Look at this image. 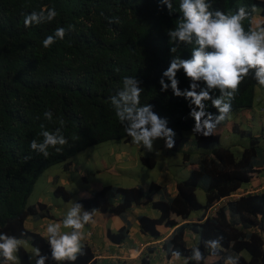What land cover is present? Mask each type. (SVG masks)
Instances as JSON below:
<instances>
[{
  "label": "trees",
  "instance_id": "obj_1",
  "mask_svg": "<svg viewBox=\"0 0 264 264\" xmlns=\"http://www.w3.org/2000/svg\"><path fill=\"white\" fill-rule=\"evenodd\" d=\"M209 2L213 9L225 12L246 6L251 12L250 20L244 21L246 30L252 28L255 8L264 17V0ZM179 3L180 0H172L170 15L160 0H0V233L38 247L42 255L49 257L45 264H56L50 258L49 242L39 232L26 228L24 222L29 216H51L50 209L42 202L27 205V199L38 176L50 166L63 162L67 168L69 158L87 147L109 140H129L109 99L121 89L125 76L140 81L141 106L152 105V111L166 118L167 126L178 135L190 130L197 148L214 147L209 153H200L194 162L184 152V162L195 167L185 179L176 182L173 196L163 185L152 181L147 186L103 185L75 202L85 210L95 209L124 220L125 225L119 229L107 230V237L114 243L127 237V214L134 205H149L159 211L158 217H137L140 231L155 239L160 237L159 225L174 227L178 224L175 217L187 219L193 211L200 210L202 215L197 221L178 225L162 243L167 258L179 251L185 264H195L188 257L191 249L198 246L205 259L215 257L208 264H225L229 255L239 257L238 264H264V192H248L221 202L250 182L256 171L255 160L263 148L258 145L260 138L250 137V131H246L249 144L236 156L230 147L220 143L218 133H193L195 120L189 115V100L174 95L171 87L161 91L160 79L172 57L188 59L194 47L170 43L167 31L182 16ZM42 8H54L56 18L50 23L25 27V16ZM113 18L118 22L110 23ZM59 27L66 29L65 38L44 48L43 39L54 35ZM174 45L176 51L171 53ZM176 78L181 91L190 89V80L182 69ZM164 80L170 85L167 77ZM257 84L254 73H250L231 100V112L252 106ZM220 94L219 89L210 92L213 98ZM204 103L206 113L213 114V118L219 115L210 100ZM48 110L53 112L52 121L43 116ZM57 118L65 121L61 134L68 143L60 152L50 147L45 158L31 150L30 142H42V127L48 131L60 128ZM173 139L171 149L175 150L179 138ZM141 161L150 168L155 165L152 156L142 157ZM198 187L204 190V203L197 199ZM53 193L65 201L71 200L62 186H56ZM153 194L160 195L159 199L154 200ZM215 205V210L208 213ZM186 229L198 235L195 246L184 240ZM221 236L223 250L213 256L204 241ZM154 250L147 249L141 264H152ZM84 253L74 264H99L91 245L84 243ZM17 256L18 264H31L23 246ZM205 259L201 264H206Z\"/></svg>",
  "mask_w": 264,
  "mask_h": 264
},
{
  "label": "clouds",
  "instance_id": "obj_2",
  "mask_svg": "<svg viewBox=\"0 0 264 264\" xmlns=\"http://www.w3.org/2000/svg\"><path fill=\"white\" fill-rule=\"evenodd\" d=\"M160 3L167 7L171 15L173 11L172 0H160ZM179 12L182 14L180 21L174 28L167 31L170 43H184L194 45V47H192L191 57L188 59H182L180 56L172 57L169 67L163 72L160 79L161 91H166L171 87L174 95L184 96L185 99L189 100L191 109L189 115L195 120L193 133L209 136L231 112V100L234 99L240 84L250 73H254V79L257 83L264 86V26L257 25L248 30L245 29L244 21L250 20L251 17V12L246 6H241L234 12H225L220 9H213L209 0H180ZM57 14L54 8H42L39 12L33 11L25 16L24 26L30 27L34 23H50ZM109 22H118V20L113 18ZM65 35L66 29L59 27L55 30L54 35H49L43 39L42 46L49 48L57 39L63 40ZM170 51L175 53V45ZM181 69L186 78L190 80V89L184 91L178 87L179 81L176 78V73ZM164 77L170 80V85L165 83ZM201 82L204 87H201ZM139 85L140 81L136 77L125 76L123 78L121 89L109 98L115 116L124 127L127 135L131 137L133 144L151 152L154 142L157 139H163L164 147L172 148L174 146V130L167 126L166 118H161L152 111V105L144 104L141 106L140 96L143 89ZM198 88L199 91L197 92ZM213 89L220 90L221 94L216 98L210 95ZM207 100H210L211 105L219 112L215 118H213V114L206 113L204 101ZM43 116L48 121H52L53 112L51 110L45 111ZM57 119L60 128H56L55 131H48L42 127L40 133L43 137L42 142L35 139L30 142L31 150L42 154L45 158L49 156L48 149L50 147L60 152L62 146L68 143L65 136L61 134V128L65 121L62 118ZM246 131L250 130L241 129V136L248 137L249 140L252 136L258 137L260 138L258 145H260L262 136L253 135L250 131L249 137L245 135ZM254 168L256 171L253 173L250 182L246 186L243 185L245 188L241 189L240 187L235 193L223 198L221 202L252 192L251 190L256 188L261 190L259 192H264V186L260 189L261 181H258L257 184H253L255 181H252L255 178L261 179L264 164L260 166L255 164ZM215 207L216 205L210 208L208 213L213 212ZM82 209V205L75 202L66 211L61 221L48 223L45 228L44 238L49 242L50 258L56 264H65V262L74 264L79 256L85 254L83 242L91 236V233H85L84 229L86 225L95 224V209L92 211L85 209L82 211ZM178 225L170 228L175 229ZM62 229H70V231H62ZM222 240V236L205 240V248L211 255L216 256L223 250ZM23 243L22 240L13 235L0 233V261L2 264H17L19 260L17 253ZM180 255L179 251L172 252V256L177 259ZM30 259H34L35 264H45L49 257L42 255L40 249L36 247L31 253ZM188 259L194 261L195 264H201L205 257L200 248L196 246L191 249V255ZM214 260L213 257H207L205 263L208 264ZM238 261L239 257L229 255L225 259V264H238Z\"/></svg>",
  "mask_w": 264,
  "mask_h": 264
},
{
  "label": "rangeland",
  "instance_id": "obj_3",
  "mask_svg": "<svg viewBox=\"0 0 264 264\" xmlns=\"http://www.w3.org/2000/svg\"><path fill=\"white\" fill-rule=\"evenodd\" d=\"M257 9L255 8V10ZM232 114L233 112L227 116L228 122L238 121L239 119ZM251 123L254 135H262L264 132V113L259 112ZM232 130L233 128L222 130L220 143L230 147L233 153L239 156L242 150L248 146L249 138L234 134ZM174 138H179V144L175 150L164 147V140L157 139L154 142L153 150L149 152L143 147L133 144L131 137L128 141L123 139L109 140L87 147L69 158L68 161L72 164L70 170L68 167L64 168V163L61 162L43 171L33 185V190L27 199V205L41 201L47 204L56 215L58 212H63L65 215L77 199L88 197L90 190L97 189L98 185L110 184L132 187L143 186L142 183L145 181L147 183L152 181L160 183L162 170L165 167L170 174L169 179L173 181L185 179L189 171L183 159L184 152L189 155L191 161H194L200 153H209L214 145L206 149L197 148L192 141L193 136L190 130L182 131L181 135L175 133ZM261 140L264 141V135ZM117 155L122 160L116 161ZM146 156H152L155 159L154 167L150 168L141 161V158ZM57 185H62L70 193V201H65L62 197L54 195L53 189ZM246 185L244 184V186ZM196 196L199 202L204 203L205 193L202 187L196 189ZM67 230L70 229H63V231ZM20 240L24 242L22 246L27 251L30 263L35 264V260L30 259L35 248L27 240Z\"/></svg>",
  "mask_w": 264,
  "mask_h": 264
},
{
  "label": "crops",
  "instance_id": "obj_4",
  "mask_svg": "<svg viewBox=\"0 0 264 264\" xmlns=\"http://www.w3.org/2000/svg\"><path fill=\"white\" fill-rule=\"evenodd\" d=\"M252 27H256L257 25L264 26V17L260 15L259 9L254 11V15L252 17ZM264 113V86H260L257 84L255 86L254 90V98H253V104L249 108L242 109L238 112H234L235 118H238L239 120L236 121H230L228 122V119L223 121L221 124H219L217 127V130L215 128L214 132L219 133L220 139L223 129H232L233 125L237 126L236 130H232V133L240 135L241 136V129L250 130L253 133L252 129V121L255 116L258 115V113ZM232 114V115H233ZM264 132L262 135H256V136H262L263 137ZM261 147H263L256 160L255 164L260 166L264 164V141L262 140L260 142ZM117 160L120 161L119 155L116 156ZM122 158L124 156L122 155ZM195 161V160H194ZM192 161V162H194ZM188 166L187 170L189 171L191 168H194L195 165H190L189 163H186ZM71 162L69 163L68 170H70ZM168 169L165 167L162 170V179L160 183L166 188L167 193L170 196L175 195L176 193V181H173L172 179H169L170 174L167 171ZM169 179L168 181L165 179ZM64 180V179H62ZM175 180V179H174ZM252 181L253 184H257L258 181H261L262 186L260 189L264 186V170L261 173V179H254ZM142 185L147 186V181L143 182ZM102 185H98L100 187ZM245 187H241L243 189ZM252 192L261 191L259 188H256L254 190H251ZM247 192V191H246ZM158 194H153L152 198L154 200L159 199ZM41 202V201H40ZM59 210V209H58ZM84 209H82L83 211ZM86 211H92V210H86ZM51 216L50 217H43V218H36L29 216L25 220L24 224L26 228L30 230H34L39 232L41 235L44 236L45 228L48 223L51 222H59L62 220L64 214L63 212H58V215L54 213V211L50 210ZM159 211L151 208L149 205H134L130 209L129 213L127 214V220L129 222V228H128V234L125 240L121 243H114L109 240L107 237V230L110 229L111 231H115L119 229L120 227L124 226V220L119 217L118 215H113L110 213H102L100 211L95 210L94 212V219L95 224H89L85 226V233L90 232L91 236L86 239L83 243L90 244L92 249L94 250L95 258L98 260L99 264H141V256L145 254L148 248H154L155 252L152 253V264H185V259L182 257H179L177 259L174 256H171L170 258L166 257L165 252L163 251L162 243L163 241L168 238V236L172 233L174 228L166 227L164 225H159L158 231L160 233V237L157 239H154L153 237L149 236L146 233H143L139 229L138 219L137 217L139 215H147L150 217H158ZM202 212L195 211L192 212L188 219H181L179 217H175L176 221L180 225L181 223L187 222V221H196L198 218L201 217ZM63 231V229H62ZM70 231V230H67ZM197 234L192 232L189 229H186L184 232V239L186 243L189 246L196 245L197 243ZM213 259H215L213 257Z\"/></svg>",
  "mask_w": 264,
  "mask_h": 264
}]
</instances>
